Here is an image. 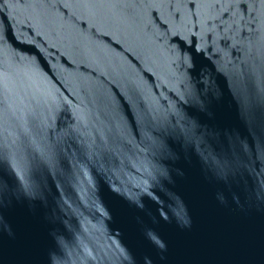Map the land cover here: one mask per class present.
Instances as JSON below:
<instances>
[{
	"label": "water",
	"instance_id": "1",
	"mask_svg": "<svg viewBox=\"0 0 264 264\" xmlns=\"http://www.w3.org/2000/svg\"><path fill=\"white\" fill-rule=\"evenodd\" d=\"M0 264H264V0H0Z\"/></svg>",
	"mask_w": 264,
	"mask_h": 264
}]
</instances>
